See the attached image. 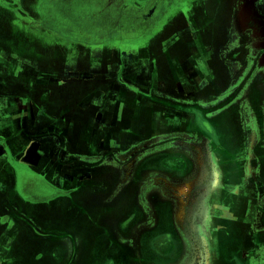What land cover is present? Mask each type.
I'll return each mask as SVG.
<instances>
[{
    "label": "flooded vegetation",
    "instance_id": "flooded-vegetation-1",
    "mask_svg": "<svg viewBox=\"0 0 264 264\" xmlns=\"http://www.w3.org/2000/svg\"><path fill=\"white\" fill-rule=\"evenodd\" d=\"M121 1L67 0L69 3L76 2V7L78 6L82 9L81 13H77L80 17L74 22V29L72 31L67 30V35L73 40L89 45L101 44L108 41L109 36H112L116 37L117 43L127 45L129 43L126 42L135 39L134 35L149 29L151 22L156 21L162 14L164 15L167 4H163V2L169 3L170 0H145L143 2L144 5L143 3H135L132 6L123 5ZM175 1L178 2V0ZM203 1L198 0L199 7L194 12L196 17V26H194L196 31L194 29L195 34H193L195 42L189 43L191 45L185 47L177 45L171 53V57L183 62V64L181 63V69L178 70L176 65L170 60V56L162 51L160 46L164 44V40L162 44L160 42L157 43L158 51L154 52L155 56L152 53L151 45L147 47V52L148 55L151 54V59L150 56H147L141 65L138 64L134 67L135 71L131 72V74L128 66L121 62L120 58V64L118 65L91 64L87 62L91 58V53L84 54L81 49L71 50V60L73 62L70 65L66 66L58 63L56 66H40V72L50 74L52 76L51 80L55 81V83H52L51 89H53L52 99H55L54 97L56 96L57 101L52 108L56 107L57 113L49 114L42 111L48 105V101H41L40 99L36 102L37 93L35 91L31 92V87L21 84V86L19 85V88H21L16 92L26 95L25 97L16 96L15 105L10 103V112L6 113V117L1 120L0 131L2 130L1 125L8 123V127H11V122L13 121L18 124L30 123V126L23 129L19 127V131H17L18 137L24 138L27 142L40 140L41 143H48L63 137L62 132L67 129L65 128L67 125L62 121L65 116L70 121L78 119L84 123H95L98 130H91L94 142H98L103 137L104 139H109V134L114 133L128 136L125 141H121L120 152L113 149L110 151L102 150L104 151L103 153L88 160V162L94 161L91 163H97L96 165H113L120 169L121 174L125 172V175L131 180L132 190L126 199L130 200V205L124 209L120 208V212L118 210L116 214L120 217H123L126 213L129 214L123 229L130 225L133 227V240L136 242L137 259L146 264H185L188 262L189 253L185 248L184 234L182 232L184 228L177 220L179 203L175 195L179 196L181 194L178 190L180 184L183 185L194 178L200 164L197 158L200 159L201 156L196 152L193 153L194 155L189 153L185 155L182 152L184 148L188 150L191 148L181 145L184 142V135L181 132L195 129L200 132H207L206 135L212 152H206V156L208 166L213 171L208 172L204 164V169L208 173L206 181L210 177H214L215 171L220 176L219 182L211 188V194L205 206L207 208L208 228L211 230V235L208 238L205 235L204 237L211 247V264H264V262H260L264 246V244L262 246L260 243H264V237L260 238V235L264 234V232L257 233L258 223L264 221V197L262 194L264 191V156L262 153L264 149V116L262 113L263 109L260 107L261 103L264 102V87H257L256 90L251 91V95H247V100L245 99V101L243 96L238 97L241 100L238 105L235 104L237 98H234L239 95L240 91L243 92L244 90L246 92L244 87L249 85V82H247L249 70L244 65H264V60L261 56H264V0H257L254 8L255 12L256 10L258 11L256 15L261 14V19L254 14V11L251 15L250 11L244 10V3L239 8L240 0H231L229 31L237 45L233 47V56L230 58L231 64L228 70H234V73L224 70V87L219 93L209 96L208 102L214 103L219 97H224L235 90L234 86L244 82L239 92L235 90L234 94L228 95L221 103L212 106L215 110L218 107H224L221 114L215 117L213 126L210 122L194 121L191 118L192 116L189 118H184L183 116L171 117L165 108L168 104L159 101V98H173L176 95V98L181 97L180 91L179 93L169 94L166 91V84L169 87L185 90L190 94H195L198 91L197 86L186 85L184 82L180 85L179 80L181 76L186 79V76L198 77L200 75L201 65L199 66L195 60H192L195 55L193 46L197 43L201 47L202 43L206 42L204 41V36L207 32H210L211 24L219 23L218 17L223 13L222 5H224L222 2H218L219 0L216 1L217 4L215 3V5L219 6L217 13L213 14L212 5L205 6ZM208 4H211V2ZM62 11L64 12V10ZM179 11L182 12L181 10ZM82 14L85 17H82ZM63 16L66 17V14L63 13ZM85 18L88 21V26H84ZM197 20L199 22L196 23ZM255 21L258 22L255 23ZM184 26L186 24L181 26L180 21L176 28L180 29ZM201 27L203 30H200ZM187 28L186 26L181 32H184ZM57 33L60 34V32ZM60 35H64V33ZM137 41L139 46L140 40ZM207 46L209 47V45ZM89 52L91 51L89 50ZM189 53H191V56ZM209 53L211 54V52ZM117 54L120 57L121 54L118 52ZM211 59V57L207 58L208 63ZM25 63L26 65L21 71V75L24 78H28L30 77L29 70L32 67L37 68L38 65L35 62L28 63V61H25ZM236 65L244 66L243 70L246 72L235 73L236 69L234 68H236ZM207 67L212 75L213 70L210 65ZM59 70L60 75L57 77L56 73ZM184 70L191 71L192 74L186 75ZM130 75H133L132 80L128 78ZM239 76L244 80L239 84H235V80ZM210 78L213 79L214 76H210ZM35 81L38 82L40 79L38 80L37 78ZM45 81L46 79L42 77L39 86L41 89L47 87L43 83ZM144 81L149 82L153 88L145 89V93L140 92L142 94H139L138 90L143 91L140 89V84ZM154 89H157V91ZM24 91L26 92L22 93ZM112 91L116 95L109 98L107 93ZM153 96L157 97V100L153 101L156 104L155 109H149L147 106L151 107V105L147 104L137 106V103L142 104L138 102L139 98L148 101ZM191 97L193 96H188V98ZM11 98L14 99L15 97H10L12 102ZM177 102H179L178 99ZM121 104L123 105L122 107ZM32 105L35 109H40L41 111L34 114L31 111ZM16 106L18 112H11V109L16 108ZM120 108H126V110L122 111ZM198 108L195 107L194 110L201 112ZM58 110L65 111V114L58 112ZM96 110H99V113ZM181 112H184V109ZM171 114L175 115V112L173 111ZM50 115L54 119L56 117V119L54 121V130L49 129V131V126L47 125L51 119ZM224 117L225 121L222 122ZM148 118L152 119L150 124L147 123ZM34 119L35 124L31 123ZM242 123H244V126ZM217 129L222 132L221 135ZM175 130L181 132L173 133ZM10 133V136H13L16 132L12 131ZM169 139H173V141L168 142ZM193 139H198V137L191 138V140ZM151 140L152 142H150ZM168 144L179 145L168 148L166 147ZM192 145L197 147L195 144ZM220 145H223V149H221ZM128 151L132 152L130 156H127ZM172 152H176V154H172ZM48 159H50L49 156ZM1 164L2 160L0 161V169L2 167ZM8 179V177H0V183L7 184ZM17 180H20L22 190L26 192L28 199H32L30 201L37 204L39 202L36 201L38 198H33V196L40 198L41 196H46L42 182L38 181V179L14 176V180H9V184H16L18 187ZM238 185L242 187L240 189L242 191L239 190L237 192L236 190L237 194L240 192L237 195V199L231 196L230 211L233 212L236 222L245 224V226L249 225L251 228L249 232L247 226L242 228L236 237L238 238L237 242H234L232 241L233 236L235 238L234 227L228 226L225 228L223 225L219 227L213 224L212 206H216L220 200L218 198L220 191L229 190L228 193L230 194L234 190V186L237 187ZM255 187H257V194L254 192ZM0 188L2 187L0 186ZM172 190L175 191L173 192ZM3 193L4 191L1 190L0 203L6 205L4 197H7V195L4 194L5 196H3ZM181 195L183 196V194ZM241 196L243 202L239 201ZM240 209L242 213L239 214ZM4 217H6L5 214L2 218ZM135 228L137 229L136 232H134ZM220 232L226 233L225 236L227 237L224 240ZM226 239H229V243L226 242ZM235 243L236 245H234ZM43 249L46 254L50 250V248ZM99 252L96 258L98 262L102 257L100 255L101 251ZM71 259L73 260V258ZM0 264H13V258L0 255Z\"/></svg>",
    "mask_w": 264,
    "mask_h": 264
},
{
    "label": "crops",
    "instance_id": "crops-1",
    "mask_svg": "<svg viewBox=\"0 0 264 264\" xmlns=\"http://www.w3.org/2000/svg\"><path fill=\"white\" fill-rule=\"evenodd\" d=\"M41 1L0 0V122L10 112V103L15 105L16 96L25 97L26 94L16 92L21 84L37 93L36 102L40 99L48 101L42 111L57 113L56 107L52 108L57 101L56 96L52 99L51 86L55 81L51 80L50 74L41 73L40 66L70 65L73 62L71 50L91 53L87 60L91 64L118 65L121 61L128 66L130 74L136 65L144 62L142 54L148 55L150 44L140 41L138 46L137 37L126 42L129 43L127 45L117 43L116 37L112 36L101 44L89 45L58 34L50 20H46L45 1ZM54 12L55 17L63 16ZM25 61L38 65L29 70L28 78L21 75ZM42 77L46 79L43 83L47 87L41 89ZM132 77L128 78L132 80ZM37 78L40 81L36 82ZM107 95L111 98L116 94L112 91ZM10 97H15L11 98L12 102ZM31 111L36 114L41 110L32 105ZM65 111L58 110L62 114ZM11 112H18L17 106ZM50 118L48 130H54L56 117L54 119L50 115ZM62 121L67 125L62 132L63 137L48 143L40 140L27 142L18 137L19 127L23 129L30 123L13 121L11 127L8 123L1 125L0 177L9 179L7 184L0 183L3 184L0 185V191H4L2 195H7L4 197L7 204L0 203V255L13 258V264H146L137 259L133 227L130 225L123 229L129 214L123 217L116 214L120 208L129 207L130 200L126 199L132 186H122L119 168L88 162L104 151L113 149L120 152V143L128 136L114 133L108 135L109 139L103 137L94 142L91 130H98L95 123H84L78 119L70 121L65 116ZM31 123L35 124V119ZM12 131L16 133L10 136ZM14 176L38 179L46 196H33L38 198L37 204L30 201L32 199H28L22 190L20 180H17L18 187L9 184ZM4 214L5 219L2 218ZM53 234L58 235L59 240ZM43 248L50 250L46 254ZM99 251L102 257L98 262Z\"/></svg>",
    "mask_w": 264,
    "mask_h": 264
},
{
    "label": "rangeland",
    "instance_id": "rangeland-1",
    "mask_svg": "<svg viewBox=\"0 0 264 264\" xmlns=\"http://www.w3.org/2000/svg\"><path fill=\"white\" fill-rule=\"evenodd\" d=\"M44 9H45V13H46V20L48 21V19L50 20V25L53 26V28H55L57 30V32L60 33H64V37L67 38H71L67 35V32H65L66 30H70L72 31L74 29V22L80 17L77 13H81L82 9L81 7H76V2L78 3V1L73 2V3H69L67 2V0H42L41 2L44 3ZM216 1L218 0H204L203 4L205 6H211V8L213 9V14L217 13L218 10V6L215 5ZM226 1V2H225ZM243 1V2H242ZM143 2H145V0H122L121 3H123V5H128V6H132L135 3L137 4H142ZM211 4H208L210 3ZM218 2H222L224 5H222V14L221 16L219 15L218 20L219 23L218 24H211L210 25V32H207L204 36V41L201 47H199V45L197 43H195V45L193 46L195 49V55L192 58V60H195L197 62V64H199L200 68V75L194 76V77H190V76H186L185 77L181 76L179 83L180 85H182V82H184V84L186 85H190V86H197L198 91L197 93H193L190 94L188 92H186L185 90H180V88L178 89L173 88V87H169L168 84H166V91L169 94H175V93H181V97L176 98V96H174L173 98H159V101H162L166 104H168V106H166V110L169 112V116H178V117H184V118H189L190 116H192L191 118L194 119V121H206V122H210V124H214L215 122V117L218 116L219 114H221V111L223 110L222 107H218L217 110L213 109L212 106L221 103L223 100H225L227 98L228 95H232L234 94V92H236L235 90H237L239 92V90L241 89L242 83L244 82L242 80V78L237 77V80H235V84H239L237 86H234V89L232 92H230L228 95H225L224 97H219L218 100L214 101V103H210L209 101V96H211L212 94L215 93H219L220 90L223 89L224 87V83H225V75H224V70H228L231 64V56H233V47L237 45V42L234 41L235 39H232V34L229 31L230 29V23H229V17H230V7L232 4L231 0H219ZM256 2L257 0H240L239 1V8L242 6V4L244 3V10L250 11L251 15L257 14V10L255 12L254 8L256 6ZM198 0H178V2H176L175 0H170L169 3H164L163 4H167L166 5V11L164 12V15L162 14L161 17H158V19L154 22L150 23L149 29L144 30L142 33H137V35H134L135 37L138 36L137 40L149 43L151 46V50L153 55L155 56L154 52L158 51V46L157 43L160 42V44H162V41L164 40V44H162L160 47L162 49V51L164 52V54H167L168 56H170V60L172 61V63H174L176 65V68L179 70L181 69V65L183 64V62L181 60H178L175 57H171L172 56V51L174 47H177V45L180 46H187V45H191L192 42H195V36L193 34H195L194 29L196 26L195 24V9H197L199 7L198 4ZM217 4V3H216ZM144 5V3H143ZM146 6V5H145ZM217 6V7H216ZM144 7V6H143ZM85 8V7H84ZM53 9V11H52ZM56 9V10H55ZM89 9V8H87ZM25 10V9H24ZM55 10V12H54ZM64 10V12L62 11ZM179 10H181L182 12H180ZM224 10V11H223ZM179 11V12H178ZM59 13V14H66V17L64 16H59L57 15L55 17L54 14L52 13ZM221 13V12H220ZM84 15L82 14V17ZM259 19L260 15H256ZM85 17V16H84ZM255 20H257V18H255ZM181 21V26L186 24V26L188 27L187 30L183 31L186 26H184L183 28H176L177 24H180ZM199 22L198 20L196 21V23ZM258 21H255V23ZM85 23V25H84ZM83 25L86 26L88 21L84 20ZM260 23V22H259ZM204 24V23H203ZM251 24V23H250ZM198 25V24H197ZM205 25V24H204ZM88 26V25H87ZM180 26V25H179ZM198 27V26H197ZM161 29V30H160ZM198 30V29H197ZM200 30H203V28L201 27ZM196 31V29H195ZM199 31V30H198ZM197 31V32H198ZM202 35V33H201ZM145 40V41H144ZM175 43V44H174ZM191 43V44H189ZM235 43V44H234ZM209 45V47L207 46ZM190 47V46H189ZM192 47V46H191ZM123 51V50H121ZM211 52V54L209 53ZM147 53V52H146ZM189 55L191 56V53H189ZM251 55H256V54H251ZM147 56H150L151 59V54L147 55H143L142 57H145V59L147 58ZM262 56V59L264 60V56ZM139 57V55H138ZM211 57V61L208 63L207 58ZM186 59V57H185ZM206 59V61H205ZM154 62V61H152ZM206 62V64H205ZM217 62V63H215ZM182 63V64H181ZM208 64V65H207ZM144 65V64H142ZM211 67V69L213 70V74L211 75V73L209 72V69L207 66ZM246 69H248L249 73L247 76H249V79L247 82H249V85L246 88V92L240 91L239 95L235 96L234 98H237V100L235 101L236 105H238L239 100L238 97L243 96V100L245 101V99L247 100V95H251V91L256 90L257 87L259 88H263L264 87V65H255V64H248V65H244ZM242 65H236L234 69L235 73L236 72H243L245 73L246 71L243 70ZM41 71L43 72V70L41 69ZM97 71V70H96ZM95 71V72H96ZM186 75H190L192 74L191 71L188 70H184ZM188 71V72H187ZM229 71V70H228ZM61 72H63L61 70ZM234 73V70L229 71ZM57 77L60 75V70L57 71L56 73ZM240 75V74H239ZM210 76H214L213 79L210 78ZM236 77V75H235ZM235 79V78H234ZM162 81V80H161ZM149 84V85H148ZM156 86V85H155ZM150 87V88H149ZM181 87V86H180ZM236 87V88H235ZM153 87L150 85L149 82L144 81L142 84H140V89L138 90L139 94L145 93V89H152ZM194 89V88H192ZM157 91V89H154ZM142 92V93H140ZM157 95V94H156ZM159 95V94H158ZM184 96V97H183ZM186 96V97H185ZM188 96H193L191 98H188ZM147 97V96H145ZM149 98V97H148ZM157 97L153 96L151 98H149L150 100H145L142 98H139L140 100H138V102H141L142 104H138L137 106H143L145 104L147 105H151L147 106L149 109H155L156 108V104L153 102ZM174 99V100H172ZM177 99L179 102H177ZM264 100V98H263ZM245 103V102H244ZM195 107H199L198 109L201 112H197L195 111ZM260 107H262L263 109V116H264V102L261 103ZM162 109V108H160ZM184 109V112H181ZM189 109V110H188ZM215 110V111H214ZM161 111V110H160ZM175 112V115H172V112ZM223 114V113H222ZM152 121V119L148 118L147 119V123L150 124ZM225 121V117L222 118V122ZM264 121V118H263ZM244 126V123H242ZM217 131H219L217 129ZM216 131V132H217ZM177 132H181V131H177L175 130L173 133H177ZM172 133V132H171ZM207 132H200L198 129H195L193 131H183L181 132V134L184 135V139L183 141L186 143H181V145H184L185 147H189L191 148L190 150H188L187 148H184V150H182V152H184L185 155H187V153L194 155L193 153H199V155L201 156V158H197L198 159V163L199 167L196 171V174L194 176V178L191 181H187L185 184H180V186H178V190L180 191L181 194H183V196L180 194L175 195V197L177 198V202L179 203V207H178V212H177V220L179 221L180 225L184 228L183 229V239L185 242V248L187 249V252L189 253V257L187 259L188 262H186L185 264H211V257H210V252H211V247L208 245V241L206 238H208L211 235V230L210 228H208V218H207V208L205 207L206 201L208 200L210 194H211V188L213 187V185L217 184L219 182V173L217 171L214 172V177H210L208 178V172L213 171V169H211L208 166V160H207V156H206V152L210 153L212 152L211 150V146H210V142L208 141ZM219 134L221 135L222 132L219 131ZM198 137V139H193L191 140V138H196ZM221 137V136H220ZM197 140V141H196ZM173 139H169L168 142H172ZM152 142V140L150 141ZM192 144L197 145V147L193 146ZM179 144H168L166 147L170 148L172 146H177ZM221 149H223V145H220ZM202 148V149H201ZM132 152L128 151V155L130 156ZM263 156H264V149L262 151ZM171 154V153H170ZM172 154H176V152H172ZM197 155V154H196ZM199 157V156H198ZM204 164L206 165V170L204 169ZM213 173V172H212ZM213 181V182H212ZM121 183L122 186H126L129 187L132 185L131 180L128 178V176L125 175V172H122L121 174ZM200 186V187H195V186ZM216 186H220V185H216ZM169 188H171L169 186ZM241 186H234V190L232 191V193H228L229 190L227 191H220L218 198L221 200H219L216 204V206H212L213 208V224L217 225L220 227V225H223L225 228H227L228 226H232L234 227L233 232L235 234V238L233 236V240L234 242H237V235L240 233V230L242 228H246L247 226V230L249 232L250 230V226L245 224H242L240 222H236L234 216H233V212L230 211V204L231 203V196H233L234 199H237V192L241 189ZM171 190V189H170ZM237 190V192H236ZM173 191V190H172ZM175 191V190H174ZM173 191V192H174ZM242 191V190H240ZM254 192L257 194V187L254 188ZM263 197H264V191H263ZM213 197V195H212ZM224 197V200H223ZM106 199H108V195H106ZM264 200V199H263ZM240 202H243L242 196L239 200ZM182 207V208H181ZM182 215V220L178 219V214ZM239 214L242 213L241 209L240 212H238ZM206 216V217H205ZM229 222V223H228ZM182 223V224H181ZM220 223V224H219ZM264 232V221L260 223H258L257 225V233L258 232ZM222 239L224 240L227 236L226 233L220 232ZM54 235V234H53ZM204 235L206 236V238L204 237ZM58 235H54V237H57ZM264 237V234L260 235V238ZM57 240L58 237H57ZM73 241V240H72ZM226 242L229 243V239H226ZM68 243V241H67ZM261 245L263 246L264 243L260 242ZM75 242L72 243V245H74ZM69 245V244H68ZM236 245V243L234 244ZM233 245V246H234ZM263 254H261V259L260 262H264V246H263Z\"/></svg>",
    "mask_w": 264,
    "mask_h": 264
},
{
    "label": "bare ground",
    "instance_id": "bare-ground-1",
    "mask_svg": "<svg viewBox=\"0 0 264 264\" xmlns=\"http://www.w3.org/2000/svg\"><path fill=\"white\" fill-rule=\"evenodd\" d=\"M182 208V207H181ZM178 219L182 220V215L179 213L178 214ZM182 224V223H181Z\"/></svg>",
    "mask_w": 264,
    "mask_h": 264
}]
</instances>
